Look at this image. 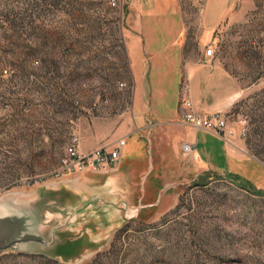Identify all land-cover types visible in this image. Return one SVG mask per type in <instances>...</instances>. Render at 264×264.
<instances>
[{"label": "rangeland", "instance_id": "rangeland-1", "mask_svg": "<svg viewBox=\"0 0 264 264\" xmlns=\"http://www.w3.org/2000/svg\"><path fill=\"white\" fill-rule=\"evenodd\" d=\"M178 1L187 58L212 46L237 78L232 146L264 188V0H235L207 41L206 0ZM219 1H208L207 15ZM141 4L0 0V197L53 182L72 133L105 129L116 103L131 101L125 39ZM0 264H264V195L227 174L190 179L168 211L131 219L78 261L10 250Z\"/></svg>", "mask_w": 264, "mask_h": 264}, {"label": "crops", "instance_id": "crops-1", "mask_svg": "<svg viewBox=\"0 0 264 264\" xmlns=\"http://www.w3.org/2000/svg\"><path fill=\"white\" fill-rule=\"evenodd\" d=\"M208 1L202 11L206 41L235 0H220L207 15ZM139 10L125 39L131 83L122 90L129 91L131 101L116 103L105 129L93 123L80 130L84 153L125 139L118 163L69 171L50 183L70 184L81 203H94L90 213L95 214L98 237L111 236L152 209L156 216L168 211L190 179L234 173L252 181L242 170L248 156L232 146L233 135L225 138L182 118L183 98L192 99L203 113L229 111L240 89L237 78L205 48L187 58L186 23L178 0H142ZM185 142L194 146L193 155L185 154ZM126 205L133 210L131 218Z\"/></svg>", "mask_w": 264, "mask_h": 264}, {"label": "water", "instance_id": "water-1", "mask_svg": "<svg viewBox=\"0 0 264 264\" xmlns=\"http://www.w3.org/2000/svg\"><path fill=\"white\" fill-rule=\"evenodd\" d=\"M91 203H81L67 183L47 184L31 193L0 197V255L10 251L39 253L78 261L108 238L100 233ZM131 218L133 210L126 205Z\"/></svg>", "mask_w": 264, "mask_h": 264}, {"label": "built area", "instance_id": "built-area-1", "mask_svg": "<svg viewBox=\"0 0 264 264\" xmlns=\"http://www.w3.org/2000/svg\"><path fill=\"white\" fill-rule=\"evenodd\" d=\"M207 55H214V49L209 46L206 49ZM182 105L186 108L182 118L185 122L192 123L196 127L206 128L217 132L225 138L235 134V127L231 124L229 111L221 110L212 113H203L195 109V103L190 98H183ZM83 137L78 130H75L66 146V155L57 176L66 172L81 170L88 166L105 169L115 166L120 159V148L125 144V139H119L117 144L98 147L90 152L81 151ZM183 149L186 155L191 156L194 152L192 143L185 142Z\"/></svg>", "mask_w": 264, "mask_h": 264}, {"label": "trees", "instance_id": "trees-1", "mask_svg": "<svg viewBox=\"0 0 264 264\" xmlns=\"http://www.w3.org/2000/svg\"><path fill=\"white\" fill-rule=\"evenodd\" d=\"M227 175L232 177L234 179V181H239L241 187H243L245 189H249L258 195H264V188L257 187L256 184L254 182H252L250 179L243 178L239 174H234V173H228ZM198 184H200V183H198Z\"/></svg>", "mask_w": 264, "mask_h": 264}]
</instances>
